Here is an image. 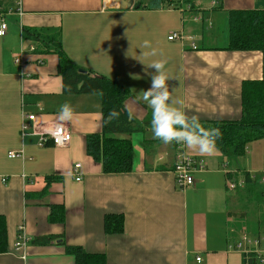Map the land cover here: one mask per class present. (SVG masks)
Masks as SVG:
<instances>
[{"label":"crops","instance_id":"crops-1","mask_svg":"<svg viewBox=\"0 0 264 264\" xmlns=\"http://www.w3.org/2000/svg\"><path fill=\"white\" fill-rule=\"evenodd\" d=\"M119 1L20 0L18 7L17 0H0V24H6L0 37V216L7 241L0 264H75L66 246L104 255L106 264H243L244 255L230 247L244 234L259 241L255 252L264 260V139L248 144L233 167L218 151L202 156L186 148L203 168L192 173L193 185L180 191L172 171L175 143L162 144L145 127L119 136L130 140L131 172L103 174L85 145L87 136L102 131L100 96L64 94L57 56L31 51L22 35L23 28L59 29L68 59L126 89L124 109L140 124L151 110L137 94L150 87L145 71L154 69L147 65L160 59L167 62L169 90L183 100L188 116L228 122L240 118L242 84L261 80L262 55L227 50L226 15L264 11V0H167L155 9L141 0H125L132 7L120 9ZM172 33L182 41H169ZM145 40L157 56L140 55ZM66 102L75 114L60 122L59 106ZM56 126L69 131L70 142L54 147L47 140L39 146ZM11 152L22 157L11 159ZM77 164L80 182L72 176ZM239 168L256 176L244 184L238 175L243 185L229 191L226 182L235 180L230 176ZM238 189L260 196L253 201L261 207L257 221L230 207ZM53 208L64 212L62 223L50 221ZM107 215H122L121 234L104 233ZM240 225L245 230H238ZM20 227L30 242L15 252ZM45 237L51 238L47 245L31 243Z\"/></svg>","mask_w":264,"mask_h":264},{"label":"trees","instance_id":"trees-1","mask_svg":"<svg viewBox=\"0 0 264 264\" xmlns=\"http://www.w3.org/2000/svg\"><path fill=\"white\" fill-rule=\"evenodd\" d=\"M167 0H152L149 8H160ZM141 8L140 5H135ZM229 51H257L262 55V78L247 81L241 88V115L238 120L228 122H200L204 128H219L222 135L217 141V151L228 163L234 164L243 158L248 144L264 139V11L235 10L227 13ZM23 39L28 40L38 54L53 53L57 56V73L62 80L64 94L98 95L101 99L102 131L86 137V154L99 163L103 174H124L132 170L133 151L129 136L150 127L151 113L141 124L124 109V101L130 93L102 76H96L82 67L73 64L62 49L59 29L23 28ZM120 113L118 119L107 120L110 111ZM236 165V164H235ZM238 173H237V172ZM230 179L250 181L247 173L240 169L231 174ZM246 186V185H245ZM260 197V196H259ZM262 197V196H261ZM261 201V199H260ZM264 224V211L262 213ZM64 212L52 209L50 221L62 223ZM122 215L104 217L103 228L107 235L123 232ZM51 238H36L33 245H47ZM74 258L75 264H106L104 255L87 254L80 247L65 248ZM7 252L6 223L0 216V254ZM243 264H261V255L254 252L243 256Z\"/></svg>","mask_w":264,"mask_h":264},{"label":"clouds","instance_id":"clouds-1","mask_svg":"<svg viewBox=\"0 0 264 264\" xmlns=\"http://www.w3.org/2000/svg\"><path fill=\"white\" fill-rule=\"evenodd\" d=\"M145 49L142 54L147 59L158 55L150 41L142 42ZM142 63L141 60H137ZM166 60H152L146 69H154V73L145 71L150 78V87L142 90L138 95L151 110L150 131L153 139L162 144H181L188 149L198 152L200 155H211L217 151V141L221 138L219 128H204L198 117L188 116L183 111V100L175 98L169 90V76L166 71ZM140 79V77H134ZM74 110L69 103L59 106L58 121L70 122L74 117ZM120 113L112 110L107 120L118 119ZM131 118V114H129Z\"/></svg>","mask_w":264,"mask_h":264},{"label":"built area","instance_id":"built-area-1","mask_svg":"<svg viewBox=\"0 0 264 264\" xmlns=\"http://www.w3.org/2000/svg\"><path fill=\"white\" fill-rule=\"evenodd\" d=\"M20 0H17V6L19 7ZM20 12V11H19ZM6 31V24L1 20L0 24V37L5 35ZM167 39L169 41L179 40L182 41L183 37H180L179 35L172 33L170 34ZM191 48L195 50V47L192 45ZM31 51L34 50V47L31 45L29 48ZM15 63L19 64V60L15 59ZM26 119L33 121L34 116H27ZM23 131L26 129L25 126H23ZM71 135L69 131L64 128L63 126H56L53 128L46 137H42L40 139L39 146H42L47 140H49L54 147H65L70 142ZM175 150V162L173 166V174L175 177V185L176 188L180 191H183L187 189L188 187L193 185V178L192 173L196 170H201L203 168V161L201 159H196L191 156H189L186 153V147L181 144H175L174 146ZM8 157L11 159L22 157V153H8ZM79 169L80 165H74L72 176L74 177V180L76 182L81 181V177L79 175ZM243 185V182L241 180H227L226 187L229 191L235 190L237 187H241ZM18 236L16 237V241L14 243L13 250L19 251L23 248H25L29 242L30 239L24 234L23 228H19ZM259 241L256 239H251L247 235H242L238 242L230 247V249H234L235 251H238L242 253V255H247L249 253H256V249L258 248ZM259 255V254H258ZM197 262H200V259H196ZM261 264H264V261H261Z\"/></svg>","mask_w":264,"mask_h":264},{"label":"rangeland","instance_id":"rangeland-1","mask_svg":"<svg viewBox=\"0 0 264 264\" xmlns=\"http://www.w3.org/2000/svg\"><path fill=\"white\" fill-rule=\"evenodd\" d=\"M141 1L145 2V3L148 1L147 3H151L152 0H141ZM217 42H216V44H217ZM205 44H212V43H210V41H207ZM232 163L233 164H231V166L233 167L234 161H232ZM239 166H241V168H243V163H241ZM241 168H239V169H241ZM252 175L250 176V174H249V176L251 178L256 176L255 174H252ZM239 189H241V188H239ZM239 189L234 193L235 198L231 199V201L229 202L230 207H233V205L235 206L237 216H239L241 214H245V217L248 218L249 222H250V220H252L253 222L257 221V219L259 218V214H260L259 210H261V207L257 206L255 203L253 204V201H254V196L258 197V195H256V193L251 194V193H248L246 191H241ZM245 228H246V225H240L238 230H240V231L245 230Z\"/></svg>","mask_w":264,"mask_h":264},{"label":"water","instance_id":"water-1","mask_svg":"<svg viewBox=\"0 0 264 264\" xmlns=\"http://www.w3.org/2000/svg\"><path fill=\"white\" fill-rule=\"evenodd\" d=\"M132 7V1H119V8L120 9H126Z\"/></svg>","mask_w":264,"mask_h":264}]
</instances>
